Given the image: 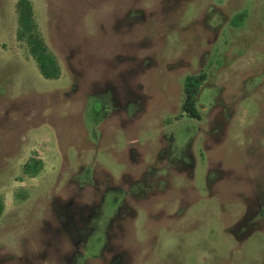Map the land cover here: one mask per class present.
Segmentation results:
<instances>
[{
  "label": "rangeland",
  "instance_id": "1",
  "mask_svg": "<svg viewBox=\"0 0 264 264\" xmlns=\"http://www.w3.org/2000/svg\"><path fill=\"white\" fill-rule=\"evenodd\" d=\"M16 1L0 0V264H264V0H31L56 79L17 39Z\"/></svg>",
  "mask_w": 264,
  "mask_h": 264
},
{
  "label": "trees",
  "instance_id": "2",
  "mask_svg": "<svg viewBox=\"0 0 264 264\" xmlns=\"http://www.w3.org/2000/svg\"><path fill=\"white\" fill-rule=\"evenodd\" d=\"M18 29L16 37L25 41L28 51L35 61L40 74L44 78L56 79L60 75L59 65L55 56L48 50L41 36L34 17L31 0H17L15 3ZM198 80L194 76H186L183 86V102L181 111L189 117L198 118L195 107V94L197 92ZM2 205L0 203V212Z\"/></svg>",
  "mask_w": 264,
  "mask_h": 264
},
{
  "label": "flooded vegetation",
  "instance_id": "3",
  "mask_svg": "<svg viewBox=\"0 0 264 264\" xmlns=\"http://www.w3.org/2000/svg\"><path fill=\"white\" fill-rule=\"evenodd\" d=\"M88 102V103H87ZM124 102V101H123ZM89 104H91V108H89ZM86 105V112H89L90 115L92 116L93 119L96 120H102L103 117H105L107 115V113H109L110 110H112V106H109L105 101L101 100L100 97L93 95L91 101H90V97L87 101H85L84 106ZM124 103L122 104V107H120L122 110L124 109ZM88 108V109H87ZM124 111V110H123ZM128 140V138H127ZM136 143L135 139H129L127 141V145L130 144V142ZM171 147H172V143H168ZM137 150V148L133 147L131 149V151H129V156H136L135 151ZM140 155V154H138ZM127 156V155H126ZM171 157V155L168 156V158ZM126 161L128 158H125ZM170 161H172V158H169ZM125 161V160H124ZM128 166V165H127ZM28 163L25 162L23 164V169L24 171H28ZM104 170V168H103ZM106 171V170H105ZM141 171V170H140ZM150 172L149 169H144L143 175L140 176V178L137 181H134L133 184H137V185H141L139 189H141V191L143 189H145L147 186H152V182L147 180V175L145 174L146 172Z\"/></svg>",
  "mask_w": 264,
  "mask_h": 264
}]
</instances>
